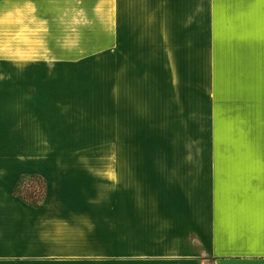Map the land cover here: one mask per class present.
Segmentation results:
<instances>
[{
	"label": "crops",
	"instance_id": "crops-1",
	"mask_svg": "<svg viewBox=\"0 0 264 264\" xmlns=\"http://www.w3.org/2000/svg\"><path fill=\"white\" fill-rule=\"evenodd\" d=\"M15 1L0 0V43H15ZM86 1L110 42H156L141 39L147 29L158 36L167 13L195 10L193 0ZM216 2L213 42L249 45L217 48L216 85L248 86L251 107L236 114L246 146L213 148L209 163L49 164L47 86L33 94L29 69L0 56V264H264V4ZM23 175L45 182L37 206L15 195Z\"/></svg>",
	"mask_w": 264,
	"mask_h": 264
},
{
	"label": "rangeland",
	"instance_id": "rangeland-1",
	"mask_svg": "<svg viewBox=\"0 0 264 264\" xmlns=\"http://www.w3.org/2000/svg\"><path fill=\"white\" fill-rule=\"evenodd\" d=\"M232 1L228 5L264 4ZM15 2V43H0V56L14 57L17 70L29 69L33 94L47 86L49 164L103 170L120 163H209L213 148L246 146L240 135L248 125L236 114L251 107V92L245 85L219 90L215 73L225 70L217 48L237 52L249 45L213 42L216 0H193L195 10L167 13L171 29H158V36L147 29L141 38L156 42L132 43L110 42L103 12L87 11L86 0ZM28 5L33 14L23 9ZM1 34L8 36L6 29ZM43 182L27 180L21 189L43 193Z\"/></svg>",
	"mask_w": 264,
	"mask_h": 264
},
{
	"label": "trees",
	"instance_id": "trees-1",
	"mask_svg": "<svg viewBox=\"0 0 264 264\" xmlns=\"http://www.w3.org/2000/svg\"><path fill=\"white\" fill-rule=\"evenodd\" d=\"M32 179H39V177L36 175H23L17 184V187L15 189V195L23 199L25 202L37 206L45 197L46 185L45 182H43V193H37L34 188H31V190H25L24 187V190H22L21 187L24 186V182L27 180L32 181Z\"/></svg>",
	"mask_w": 264,
	"mask_h": 264
},
{
	"label": "built area",
	"instance_id": "built-area-1",
	"mask_svg": "<svg viewBox=\"0 0 264 264\" xmlns=\"http://www.w3.org/2000/svg\"><path fill=\"white\" fill-rule=\"evenodd\" d=\"M36 190V189H35ZM41 190H36L37 193H40Z\"/></svg>",
	"mask_w": 264,
	"mask_h": 264
}]
</instances>
